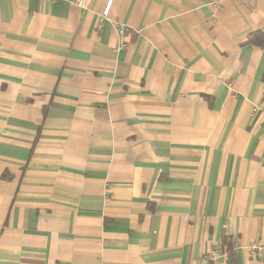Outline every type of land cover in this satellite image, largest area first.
Returning a JSON list of instances; mask_svg holds the SVG:
<instances>
[{
	"label": "crops",
	"instance_id": "crops-1",
	"mask_svg": "<svg viewBox=\"0 0 264 264\" xmlns=\"http://www.w3.org/2000/svg\"><path fill=\"white\" fill-rule=\"evenodd\" d=\"M263 76L264 0H0V264H264Z\"/></svg>",
	"mask_w": 264,
	"mask_h": 264
},
{
	"label": "built area",
	"instance_id": "built-area-1",
	"mask_svg": "<svg viewBox=\"0 0 264 264\" xmlns=\"http://www.w3.org/2000/svg\"><path fill=\"white\" fill-rule=\"evenodd\" d=\"M82 1L83 0H75L76 4L78 5H82ZM215 2H218V0H214ZM236 2H241V0H234ZM111 1H108L106 4V7L104 8L102 14L103 16H106L108 11H109V7H110ZM119 34L123 35V33L126 31L124 29V27H119L118 28ZM247 253L250 257L252 258H258V257H263L264 258V246L263 244L259 241V240H255L253 242H251L249 244V246L247 247ZM217 259V255L216 254H212L210 256H208L207 258L205 257L203 259L204 264L208 263L209 261H214Z\"/></svg>",
	"mask_w": 264,
	"mask_h": 264
},
{
	"label": "trees",
	"instance_id": "trees-1",
	"mask_svg": "<svg viewBox=\"0 0 264 264\" xmlns=\"http://www.w3.org/2000/svg\"><path fill=\"white\" fill-rule=\"evenodd\" d=\"M255 37H258V39L260 41H254ZM251 42L253 44H256V45H261V43H262L261 36H259V35L252 36ZM262 83L264 84V76H263V79H262ZM263 99H264V94H263ZM221 239H222L221 240V244H222V246L224 247V249L226 251V254H227V257H228V261L233 262V250H232V247H231L230 238L228 236H226V235H222Z\"/></svg>",
	"mask_w": 264,
	"mask_h": 264
}]
</instances>
